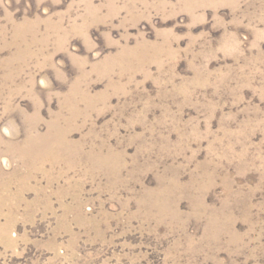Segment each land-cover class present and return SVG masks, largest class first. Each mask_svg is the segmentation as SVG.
Here are the masks:
<instances>
[{
  "label": "rangeland",
  "instance_id": "374dc122",
  "mask_svg": "<svg viewBox=\"0 0 264 264\" xmlns=\"http://www.w3.org/2000/svg\"><path fill=\"white\" fill-rule=\"evenodd\" d=\"M0 264H264V0H0Z\"/></svg>",
  "mask_w": 264,
  "mask_h": 264
},
{
  "label": "bare ground",
  "instance_id": "6f19581e",
  "mask_svg": "<svg viewBox=\"0 0 264 264\" xmlns=\"http://www.w3.org/2000/svg\"><path fill=\"white\" fill-rule=\"evenodd\" d=\"M6 163V162H5ZM6 164H9L8 162Z\"/></svg>",
  "mask_w": 264,
  "mask_h": 264
}]
</instances>
